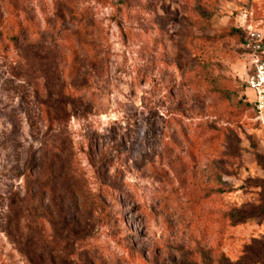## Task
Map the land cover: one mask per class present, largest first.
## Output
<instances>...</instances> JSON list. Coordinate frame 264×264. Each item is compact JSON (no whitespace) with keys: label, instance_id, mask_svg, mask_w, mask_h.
Segmentation results:
<instances>
[{"label":"rangeland","instance_id":"rangeland-1","mask_svg":"<svg viewBox=\"0 0 264 264\" xmlns=\"http://www.w3.org/2000/svg\"><path fill=\"white\" fill-rule=\"evenodd\" d=\"M264 0H0V264H264Z\"/></svg>","mask_w":264,"mask_h":264},{"label":"built area","instance_id":"built-area-1","mask_svg":"<svg viewBox=\"0 0 264 264\" xmlns=\"http://www.w3.org/2000/svg\"><path fill=\"white\" fill-rule=\"evenodd\" d=\"M244 49L251 57V74L247 78V88L254 94L253 110L264 116V35L253 27L243 30Z\"/></svg>","mask_w":264,"mask_h":264},{"label":"trees","instance_id":"trees-1","mask_svg":"<svg viewBox=\"0 0 264 264\" xmlns=\"http://www.w3.org/2000/svg\"><path fill=\"white\" fill-rule=\"evenodd\" d=\"M241 33L243 35V42H245V33L244 31L243 32L241 31ZM244 102H245V106L252 108V105L248 101L244 100Z\"/></svg>","mask_w":264,"mask_h":264}]
</instances>
